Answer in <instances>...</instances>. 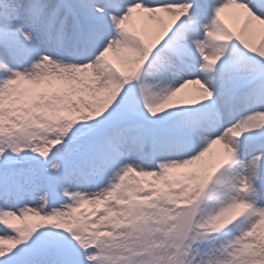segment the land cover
<instances>
[{"label": "snow or ice", "instance_id": "snow-or-ice-1", "mask_svg": "<svg viewBox=\"0 0 264 264\" xmlns=\"http://www.w3.org/2000/svg\"><path fill=\"white\" fill-rule=\"evenodd\" d=\"M0 264H264V0H0Z\"/></svg>", "mask_w": 264, "mask_h": 264}, {"label": "bare ground", "instance_id": "bare-ground-1", "mask_svg": "<svg viewBox=\"0 0 264 264\" xmlns=\"http://www.w3.org/2000/svg\"><path fill=\"white\" fill-rule=\"evenodd\" d=\"M226 18L230 21V22H232V21H234L233 20V16H229V15H227L226 14ZM238 20V19H237ZM195 86H190V88H194Z\"/></svg>", "mask_w": 264, "mask_h": 264}, {"label": "rangeland", "instance_id": "rangeland-1", "mask_svg": "<svg viewBox=\"0 0 264 264\" xmlns=\"http://www.w3.org/2000/svg\"><path fill=\"white\" fill-rule=\"evenodd\" d=\"M230 23L232 24L233 27H236L235 24H237V25L239 24V23L237 22V18H236V17H235L234 21H232V22H230Z\"/></svg>", "mask_w": 264, "mask_h": 264}]
</instances>
